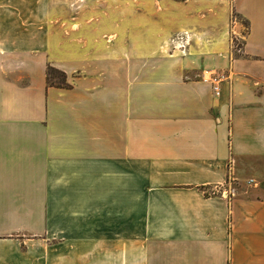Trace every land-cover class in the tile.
<instances>
[{
	"label": "crops",
	"instance_id": "obj_1",
	"mask_svg": "<svg viewBox=\"0 0 264 264\" xmlns=\"http://www.w3.org/2000/svg\"><path fill=\"white\" fill-rule=\"evenodd\" d=\"M46 262L264 264V0H0V264Z\"/></svg>",
	"mask_w": 264,
	"mask_h": 264
},
{
	"label": "rangeland",
	"instance_id": "obj_2",
	"mask_svg": "<svg viewBox=\"0 0 264 264\" xmlns=\"http://www.w3.org/2000/svg\"><path fill=\"white\" fill-rule=\"evenodd\" d=\"M235 18L238 19L239 21H241L245 25V28L247 27V21L244 17H242L241 15H235ZM140 21H141V24L147 23L148 22V16L147 15L141 16ZM123 22L125 24H131V22H132L131 15L130 14H124ZM233 44H234L235 51L238 52L239 51L238 49L241 47L239 45L242 44L241 41L237 37H234L233 38ZM50 76H51L52 80H61L63 77L60 72H56V71H51ZM44 264H48V263L46 262Z\"/></svg>",
	"mask_w": 264,
	"mask_h": 264
},
{
	"label": "trees",
	"instance_id": "obj_3",
	"mask_svg": "<svg viewBox=\"0 0 264 264\" xmlns=\"http://www.w3.org/2000/svg\"><path fill=\"white\" fill-rule=\"evenodd\" d=\"M51 71H56V72H60L62 74V79L61 80H52L51 79V76H50V73ZM47 72H48V81L49 83L51 84H56V85H60V86H69L70 84L67 82L66 80V73L65 71L57 68V67H54V66H51L49 65L48 66V69H47Z\"/></svg>",
	"mask_w": 264,
	"mask_h": 264
},
{
	"label": "built area",
	"instance_id": "obj_4",
	"mask_svg": "<svg viewBox=\"0 0 264 264\" xmlns=\"http://www.w3.org/2000/svg\"><path fill=\"white\" fill-rule=\"evenodd\" d=\"M241 45H242V44H240L239 46H241ZM239 46H238V47H239ZM240 49H241V47H240L238 50H240ZM222 77H223V74H221V75L215 77L214 80L217 81V80L221 79ZM216 88H217V86H215V89H216ZM218 92H219V91L217 90L216 93H218Z\"/></svg>",
	"mask_w": 264,
	"mask_h": 264
}]
</instances>
